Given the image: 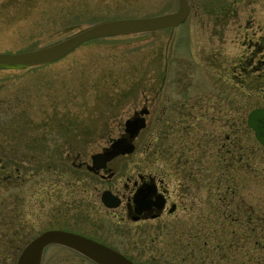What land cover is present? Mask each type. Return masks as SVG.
<instances>
[{"label":"rangeland","instance_id":"374dc122","mask_svg":"<svg viewBox=\"0 0 264 264\" xmlns=\"http://www.w3.org/2000/svg\"><path fill=\"white\" fill-rule=\"evenodd\" d=\"M188 2L189 14L176 27L94 38L44 64L0 65V264H15L41 231L86 226L136 264H199L203 238L214 243L231 201L228 143L237 133L245 145L257 141L246 118L264 107V72L253 68L264 66V0ZM176 7L177 0H0V52ZM151 95L166 109L156 154L148 124L133 140L134 152L108 164L117 171L111 183L72 166L78 151L90 162L135 109L150 106ZM234 172L244 175L243 197L264 217V151L254 154L246 175ZM137 174L161 179L177 204L172 215L134 222L120 219L122 208H96L95 190H124ZM212 253L202 264H213ZM41 264L95 263L48 245Z\"/></svg>","mask_w":264,"mask_h":264},{"label":"water","instance_id":"95a60500","mask_svg":"<svg viewBox=\"0 0 264 264\" xmlns=\"http://www.w3.org/2000/svg\"><path fill=\"white\" fill-rule=\"evenodd\" d=\"M188 0H177L174 11L147 17L119 18L102 21L85 27L78 32L46 46L17 53L0 52V65H39L61 58L80 44L98 37L121 34L142 33L153 30L173 28L182 23L189 14ZM147 109L140 113H146ZM247 126L253 131L255 139L264 146V107L251 109L246 118ZM128 138L118 137L111 141L104 152L91 156L90 171L105 168L106 163L116 155L130 154L135 145L132 141L138 132L146 126L145 117L128 118L124 122ZM102 202L109 208L119 204V197L106 190ZM140 210H149L151 203L141 198ZM156 206H162L158 199ZM48 245H60L76 251L95 264H136L119 250L78 233L48 229L32 237L21 249L15 264H41L45 248Z\"/></svg>","mask_w":264,"mask_h":264},{"label":"flooded vegetation","instance_id":"af4514ba","mask_svg":"<svg viewBox=\"0 0 264 264\" xmlns=\"http://www.w3.org/2000/svg\"><path fill=\"white\" fill-rule=\"evenodd\" d=\"M249 62H250V60H249ZM248 65H249V63H248ZM262 66L261 67L260 66H254L253 68L256 71L260 70V71L264 72V66L263 67ZM149 102H150V106H148V108L142 107L140 109H135L128 118H137V117H142V116L145 117L146 126L149 124L151 127L150 132H149L151 135V141H150L151 150L154 154H156L157 144L159 142L158 139H159V134H160V132H158V130L160 128L161 123L165 122L166 109H165V106L164 107L157 106V105H160L158 103L157 96L151 95ZM197 103H198V101L196 102V104ZM180 106L184 107L183 108L184 109L183 114L185 116L187 103L181 102ZM145 109H147L146 113H143V114L140 113L141 110H145ZM177 112H180V109L177 110L175 113H177ZM128 118H126V119H128ZM146 126L144 128H146ZM144 128H142L138 132V134L133 138V140L138 137V135L141 133V131H143ZM118 137H125V138L129 137L128 134L125 132L124 124H123V129H122L121 134L118 135L116 138H118ZM212 138L215 139V137H213V136H212ZM113 139H115V138H112V140ZM111 141L108 143V145L103 146L100 150L96 151L95 153L104 152L106 150V148L109 147ZM134 145H135V143H134ZM262 147H264V146H262ZM170 149H171L170 147L167 148V150H170ZM134 150H135V148H134ZM134 150H133V152H134ZM181 151H185L183 144L181 146ZM227 151H228L229 158H230V161H229V165H230V163H231V157H230L231 156V140L228 143ZM95 153H92L90 155V162H87L84 159L80 158L81 154H80V151H78L75 154L76 159L74 161H72V166L75 168H78V169L85 170L89 174H92L94 176L99 177L104 183H111L112 181H114L115 177L117 176V171L113 170L111 167H108V164L112 160L123 157V156L128 155V154L116 155L110 161H108L106 163L105 168H101V169L96 170V171H90L87 169V166L89 164H91V156ZM221 153H224V152H221ZM180 154H181V152H179V155ZM182 154L184 155L185 153H182ZM122 186H123L124 190L119 189V188L114 189L112 187L104 188V189L99 190V191L95 190L94 195L92 196V200L94 199L93 202L96 203L95 200L98 198L99 202H100V204L96 205V208L99 209V207H102V209H101L102 211H111L112 213H114L115 210L122 208V211H124L125 213H124V216L120 215V219H124L125 217H127V218L133 220L134 222H141V221H147V220H158V219L163 218L164 215H172L177 209V204L174 201L170 200L169 194L167 193L165 187L162 186L161 179H156V177L153 175L137 174L136 177L126 179L124 181V183L122 184ZM106 190L111 191L114 195L119 197V204L116 207L109 208L103 204L102 195H103V192ZM90 197L91 196L86 195L83 198V201H85V203L88 204L90 201ZM141 198H144L151 203V208L149 210H140L139 209V206H142L139 203ZM157 199L159 201H161V205H162L161 207L156 206L154 204V202ZM87 207L88 206L84 205L83 209H86ZM79 224L82 225L84 223L80 222ZM97 225L98 226L95 229L99 230L103 227L102 222L100 223L98 221ZM90 228H88L86 226V227L80 229L81 232H77V233L81 234L83 236L89 237V238L96 240L98 242H101V243H103L107 246H110L112 248H115L121 252V249H119L115 243H113L109 240H106V238L103 237V235H101L100 232H96V233L91 232L90 230L93 228H91V229Z\"/></svg>","mask_w":264,"mask_h":264},{"label":"trees","instance_id":"16d2710c","mask_svg":"<svg viewBox=\"0 0 264 264\" xmlns=\"http://www.w3.org/2000/svg\"><path fill=\"white\" fill-rule=\"evenodd\" d=\"M259 150L264 151V147L257 141L245 145L241 134L231 138V201L226 204L228 209L226 217L222 218L224 221L221 220L224 227H220V232L215 234L212 244L205 235L201 247L206 253L203 256L199 254L195 259L197 263L202 264L207 254L218 252L216 255L212 253L214 256L210 262L213 264H264V217L260 215L259 208L246 202L241 190L244 175L234 172L242 171L246 175L251 171L252 157ZM214 221H218V217Z\"/></svg>","mask_w":264,"mask_h":264}]
</instances>
